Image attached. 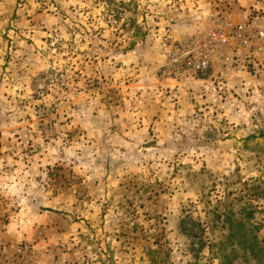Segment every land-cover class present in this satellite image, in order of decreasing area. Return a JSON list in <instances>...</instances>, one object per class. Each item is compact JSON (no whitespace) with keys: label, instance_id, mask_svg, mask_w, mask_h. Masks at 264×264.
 <instances>
[{"label":"rangeland","instance_id":"rangeland-1","mask_svg":"<svg viewBox=\"0 0 264 264\" xmlns=\"http://www.w3.org/2000/svg\"><path fill=\"white\" fill-rule=\"evenodd\" d=\"M216 18L252 47L165 74ZM255 43L264 0H0V264H264Z\"/></svg>","mask_w":264,"mask_h":264},{"label":"built area","instance_id":"built-area-1","mask_svg":"<svg viewBox=\"0 0 264 264\" xmlns=\"http://www.w3.org/2000/svg\"><path fill=\"white\" fill-rule=\"evenodd\" d=\"M210 27L200 29L197 35L182 39H173L164 36L160 46L166 54L164 72L169 77L185 74L204 76L212 67L214 61L226 64L229 61V52L236 48L250 49L252 47L251 32L244 26L237 25L230 34L228 24L216 19L209 21ZM261 36V34H260ZM257 38V36H254ZM256 51H264L254 44Z\"/></svg>","mask_w":264,"mask_h":264}]
</instances>
